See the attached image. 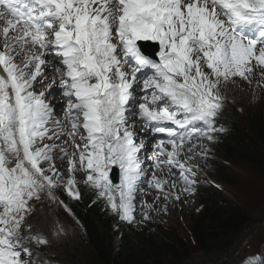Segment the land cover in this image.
Returning <instances> with one entry per match:
<instances>
[{
  "label": "snow or ice",
  "instance_id": "snow-or-ice-1",
  "mask_svg": "<svg viewBox=\"0 0 264 264\" xmlns=\"http://www.w3.org/2000/svg\"><path fill=\"white\" fill-rule=\"evenodd\" d=\"M235 78L264 84V0H0V264H36L33 202L74 217L81 184L117 230L187 202Z\"/></svg>",
  "mask_w": 264,
  "mask_h": 264
},
{
  "label": "trees",
  "instance_id": "trees-1",
  "mask_svg": "<svg viewBox=\"0 0 264 264\" xmlns=\"http://www.w3.org/2000/svg\"><path fill=\"white\" fill-rule=\"evenodd\" d=\"M244 114L245 118L240 119L224 106L220 123L227 131L219 134L216 153L223 161L251 166L264 178V106L247 108ZM213 162L218 178L231 183L224 165ZM205 192L199 189L200 195L195 197L199 211L188 225L190 241L159 225L146 224L136 229L120 223L118 230L114 229L115 217L103 200L93 202L96 198L93 191L81 194L78 201L62 195L82 228L80 236H73L75 241L67 261L71 264H217L216 256H230L248 237L252 220L245 210L227 203L218 193L204 195ZM191 243L193 250L189 249ZM70 255L73 258L69 259Z\"/></svg>",
  "mask_w": 264,
  "mask_h": 264
},
{
  "label": "rangeland",
  "instance_id": "rangeland-1",
  "mask_svg": "<svg viewBox=\"0 0 264 264\" xmlns=\"http://www.w3.org/2000/svg\"><path fill=\"white\" fill-rule=\"evenodd\" d=\"M223 93L225 96L224 105L233 110L240 119L245 118L244 112L247 108H255L258 105L264 106V84L257 87L255 81L249 84L240 78H235L234 83L230 82L223 85ZM139 130L143 131L142 135L148 133L143 126L137 129V131ZM149 139H151L150 136ZM215 145L216 143L210 146L212 150L208 153L207 160L196 157L191 161V163L199 165L197 179L200 183L194 196L187 197V202H184V197H182L181 202L173 203L169 201L167 203V214H163L162 211L164 201H158L157 208L159 211L150 212L151 219L149 221H145L143 224H134L133 226L139 229L144 224L151 227L159 225L163 228H171L180 237L189 240L188 225L191 223L193 216H196L199 211V205H197L195 197L200 195L199 189H204L206 191L204 195L213 192L218 193L227 203L245 210L252 220L250 231L248 230V237L235 251L231 252L233 254L230 256H216L214 260L217 261V264H242L250 255H254L257 259L264 258V178L249 165L221 160L216 153ZM69 151H71V148H69ZM213 161L224 165L223 167L230 175L231 183H223L218 178ZM62 170L64 169L62 168ZM78 179L82 178L78 177ZM210 182L214 185H219V187H213L209 184ZM80 191L81 194H86L93 190L81 184ZM155 196V191L149 190L143 199L152 203L155 200ZM93 200L96 201L98 199L95 198ZM33 203L34 210L27 216L26 224L31 225L32 233L42 231L48 240V243L44 245H37L33 242L31 246L34 255H42L52 260L53 264H71L66 257L70 254L72 241H75L73 236H80V233H82L81 225L62 207L50 203L46 198ZM140 212L141 208L138 206V220L140 219ZM113 216L115 217L113 222L114 229H117L115 227L118 224L117 217ZM47 222L49 225H46ZM38 226H41L40 231ZM55 226H62L63 232L57 234ZM27 234L25 232V235ZM115 245H118L117 237H115ZM189 247L190 250H193L192 243L189 244ZM70 257L73 258L72 255L68 258L70 259ZM54 259H58L57 261L59 262Z\"/></svg>",
  "mask_w": 264,
  "mask_h": 264
},
{
  "label": "bare ground",
  "instance_id": "bare-ground-1",
  "mask_svg": "<svg viewBox=\"0 0 264 264\" xmlns=\"http://www.w3.org/2000/svg\"><path fill=\"white\" fill-rule=\"evenodd\" d=\"M27 219V218H26ZM29 222V221H28Z\"/></svg>",
  "mask_w": 264,
  "mask_h": 264
}]
</instances>
